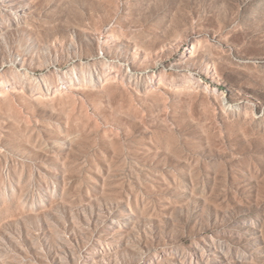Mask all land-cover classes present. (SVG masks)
I'll use <instances>...</instances> for the list:
<instances>
[{
	"label": "rangeland",
	"instance_id": "rangeland-1",
	"mask_svg": "<svg viewBox=\"0 0 264 264\" xmlns=\"http://www.w3.org/2000/svg\"><path fill=\"white\" fill-rule=\"evenodd\" d=\"M0 264H264V0H0Z\"/></svg>",
	"mask_w": 264,
	"mask_h": 264
}]
</instances>
